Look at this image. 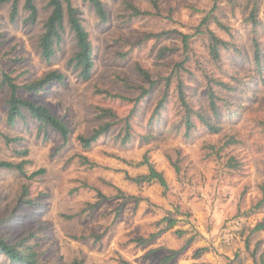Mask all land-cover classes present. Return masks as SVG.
<instances>
[{"label":"rangeland","instance_id":"1","mask_svg":"<svg viewBox=\"0 0 264 264\" xmlns=\"http://www.w3.org/2000/svg\"><path fill=\"white\" fill-rule=\"evenodd\" d=\"M103 1L105 22L88 2L71 0L94 46L96 66L85 82L68 65L77 46L66 15L62 40L47 62L37 47L51 11L47 0H34L37 20L32 24L26 21L24 0L17 1L15 20L9 17L10 3L0 5V160L25 161V175L0 168V238L32 246L37 258L49 264H160L162 255L179 248L170 264H264V203L254 207L264 197V0H217L214 8L213 0H157V9L148 0H130L148 12L138 16L130 15L124 0ZM254 2L255 26L246 20ZM207 13L208 28L229 43L219 63L209 57L204 34L191 36L187 53L182 51L180 33H195ZM252 36L261 46L259 69ZM186 55L188 70L181 80L193 109L210 116L206 75L232 87L211 84L220 97L217 132L195 117L196 127L187 136L184 132L177 77L171 71ZM137 65L156 80L146 96L122 101L96 92L103 88L135 98L139 91L125 89L122 80L146 85ZM52 70L65 75L64 83L37 93L20 89L18 95L46 104L60 117L70 129L66 142L49 127L38 129L26 111L12 122L6 118L9 88L2 71L22 84ZM169 75L166 103L152 117ZM101 108L118 117L129 115L133 137L126 144L114 139L123 132L114 122L84 149L76 135L115 121L98 117ZM146 134H152L147 141L141 139ZM144 156L163 173L166 187L130 180L147 171L138 165ZM38 169L43 172L29 177ZM163 217L177 221L147 244H137L134 239L158 230ZM176 229L185 232L179 236ZM0 264L15 263L0 253Z\"/></svg>","mask_w":264,"mask_h":264},{"label":"trees","instance_id":"2","mask_svg":"<svg viewBox=\"0 0 264 264\" xmlns=\"http://www.w3.org/2000/svg\"><path fill=\"white\" fill-rule=\"evenodd\" d=\"M17 1L18 0H0V5L10 3L11 9L9 13V17L11 20H15L17 15ZM90 4L93 8L95 14L100 18L101 21L105 22L108 20V13L103 0H84ZM155 9L158 8L157 0H148ZM213 8L217 6L216 1L213 0ZM230 3H235V0H227ZM125 7L130 11L131 16H138L141 14H147V11H143L139 9L132 1L124 0ZM24 8L28 10V16L26 17V21L29 23H35L37 20V7L34 3V0H24ZM47 6L51 9L49 15L45 19L42 24V32L38 37L37 47L40 53V56L46 60L47 62H51L53 56L56 52V47L60 44L62 40V30L64 29V17L67 16V21L72 30L77 49L73 53L72 57L68 60V65H70L73 69L77 70V77L81 81H88L91 79L92 74L94 72L96 63L93 56V41L89 31L83 24L82 19L77 14V9L72 5L71 0H47ZM244 6H247L245 4ZM257 3L254 2L249 8L246 15V20L250 21V23L255 26L258 23V19L256 16L257 13ZM211 18V14L207 13L200 25H198L195 33H180L181 34V42H182V51L183 53H187L189 49V39L194 34H204L206 38L207 45V53L213 62H220L222 50H227L229 48V43L224 39L220 38L215 34L211 29L208 28V22ZM212 18H215L212 16ZM222 28H226V26L216 19L215 21ZM200 26H203L204 29H199ZM253 28V27H252ZM161 34V33H160ZM158 34V35H160ZM156 35V36H158ZM1 38V36H0ZM4 41L0 39V45L3 44ZM252 49H253V59L254 62L259 69L261 66V46L258 38L256 36H252ZM186 57L178 63H175L171 73L172 76L177 77V95L180 100V106L183 109V114L181 117V123L184 125V132L186 136L189 133V130L193 127H196L194 124V117L197 118L203 127L206 128L209 132H217L219 129V125L216 124L218 119V106L217 101L220 100V97L215 93V90L212 87V82L216 86H219L223 89H232L229 87L227 83L223 80L216 79L211 77L210 75H206L208 81V89L206 92L207 96V105L210 112V116L205 112H202L197 109H193L191 105L186 100L182 86L181 73L183 71L188 70L185 67ZM138 74L141 80L146 84H136L128 82L127 80H122V86L125 89H134L138 90L139 94L135 97H129L127 95L111 92L108 89L98 88L96 92L99 94H103L106 98L120 99V100H129V101H138L140 98L146 96L151 88L156 84V80L152 77L151 73L148 69L143 68L140 65L136 66ZM232 76V75H231ZM65 75L58 71L52 70L44 76L34 79L29 82H24L22 84L15 83V80L6 72L2 71V83H5L9 88V97L7 99V109H6V118L9 122H12L16 118H23V112L26 111L30 114V116L36 121L38 129H46L51 128L55 132H57L64 142L69 139L70 129L67 127L66 123L58 116L53 114L48 106L43 103L35 102L30 98L21 97L18 95V91L20 89H24L29 93H37L46 87L51 86L54 83H64ZM231 78H236L232 76ZM171 84V75L167 76L164 83V89L161 97L157 101L156 107L154 108V113L152 117L158 114L159 109L162 108L167 100V96L169 94V86ZM222 100V99H221ZM98 117L103 118H113L115 121H105L100 124L98 127L92 129V131L87 134H78L76 135V141L80 144V146L84 149L89 148L93 143H95L101 136H103L110 129L111 125L114 122L121 123V130L119 131L114 139L120 138L119 142L121 144H126L129 142L133 134L130 131L129 125V115L124 117H118V115L110 108H101L99 109ZM151 117V118H152ZM152 134L142 135L141 139L148 140ZM26 151H22V154H25ZM83 162L89 163L90 166L93 165L92 162L88 161V159L81 155ZM21 162H12L8 160H0V168H14L20 174L25 175V171L23 169V163ZM138 165H146L147 171L145 173L137 174L136 176L129 177L134 183L140 185L143 183H158L163 187H166V179L163 176V173L157 170L153 164L149 161V159L144 156V158L138 162ZM175 166V165H174ZM177 170V167H175ZM43 169H38L31 173L29 177H33L35 175L41 174ZM119 191L120 196L124 199H127L129 196ZM264 203L263 199L259 200L254 206L259 207ZM177 219L172 217H163L160 219L157 224H162L158 230L155 232H151L148 236H138L134 240L139 245H145L148 242L152 241L155 237H157L162 232L169 230L171 227L175 225ZM179 236L183 235L185 230L176 229L174 231ZM189 240V239H188ZM22 246V247H21ZM182 248L172 250L170 253L164 254L160 257V264H170L174 257L180 252ZM0 253L5 255L8 260L14 262L15 264H49L46 262H41L37 258V253L33 250L32 246H24L23 242L17 244H10L6 240L0 238ZM122 264H130L128 261L123 260L120 261ZM73 264H79L77 261H74Z\"/></svg>","mask_w":264,"mask_h":264}]
</instances>
